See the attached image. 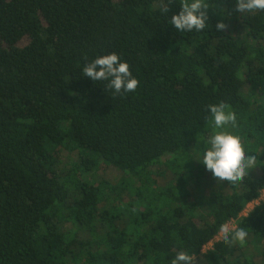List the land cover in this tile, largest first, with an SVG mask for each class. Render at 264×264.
Segmentation results:
<instances>
[{"label":"trees","instance_id":"16d2710c","mask_svg":"<svg viewBox=\"0 0 264 264\" xmlns=\"http://www.w3.org/2000/svg\"><path fill=\"white\" fill-rule=\"evenodd\" d=\"M181 2L0 0V264H264V198L240 216L264 191V11L206 0L208 26L179 32ZM112 52L135 92L83 76ZM222 101L257 158L237 185L200 162ZM230 221L243 245L214 241Z\"/></svg>","mask_w":264,"mask_h":264},{"label":"clouds","instance_id":"9594fccd","mask_svg":"<svg viewBox=\"0 0 264 264\" xmlns=\"http://www.w3.org/2000/svg\"><path fill=\"white\" fill-rule=\"evenodd\" d=\"M172 0H168L171 4ZM170 7L161 5V11L167 13ZM209 4L206 0H182L180 11L173 14L170 24L179 32H200L208 26ZM235 11L255 14L264 11V0H236ZM217 30L224 31L228 25L217 22ZM87 59V57H85ZM83 76L95 81H107L106 88L112 90L113 97L122 93L135 92L139 86V80L130 71V65L121 60L120 56L112 52L101 55L88 62L83 67ZM210 123L213 129L210 137L205 141L207 147L204 150L200 162L210 171L218 181H226L232 185L240 184L249 175L250 170L257 166L255 155H246L245 147L240 136L228 131V127L235 128L237 116L225 102L209 104ZM219 235L223 242L229 246L246 242L248 232L234 224L223 223L219 229ZM171 264H194V257L185 251L177 252Z\"/></svg>","mask_w":264,"mask_h":264},{"label":"rangeland","instance_id":"374dc122","mask_svg":"<svg viewBox=\"0 0 264 264\" xmlns=\"http://www.w3.org/2000/svg\"><path fill=\"white\" fill-rule=\"evenodd\" d=\"M195 154H196V152L193 149L191 151V154H190L191 155V160H190L191 163L197 162V156H195ZM73 159H75V157ZM115 175L116 174H115L114 170H109L106 174H104V173H96L95 179L102 180L104 178V179L112 180ZM171 180H172L171 175L170 174H167L164 177H159L157 179V184L160 185V186H162V185H165L167 183H170ZM211 186H212V180L209 178L208 175L205 174L203 177H201V180L199 182V190L201 191L200 193L206 194L209 191L208 189H210ZM126 194H127V192H125V195ZM262 196L264 197V191L262 192ZM256 204H257L256 202L248 204L245 207V209L243 210V212L241 213L240 216L241 217H244L249 211H251L253 209V207ZM230 224H234L236 226V222L235 221L234 222H230ZM220 239H221V237L218 234L214 240H220ZM211 246H212V242L208 243L203 248V251L208 250L209 248H211Z\"/></svg>","mask_w":264,"mask_h":264},{"label":"built area","instance_id":"2783aa9c","mask_svg":"<svg viewBox=\"0 0 264 264\" xmlns=\"http://www.w3.org/2000/svg\"><path fill=\"white\" fill-rule=\"evenodd\" d=\"M264 197L262 196V193H261V195H260V197H259V199L257 200V201H255L257 204H258V202H259V200H261V199H263ZM254 203V202H253ZM230 222H234V221H230ZM229 222V223H230ZM216 238V237H215ZM214 238V239H215ZM214 241H218V240H214Z\"/></svg>","mask_w":264,"mask_h":264}]
</instances>
